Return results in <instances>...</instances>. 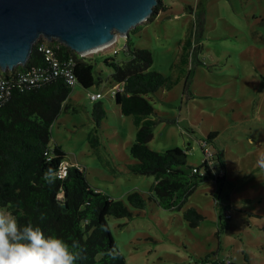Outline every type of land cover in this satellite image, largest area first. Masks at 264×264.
<instances>
[{"label": "rangeland", "instance_id": "374dc122", "mask_svg": "<svg viewBox=\"0 0 264 264\" xmlns=\"http://www.w3.org/2000/svg\"><path fill=\"white\" fill-rule=\"evenodd\" d=\"M162 2L165 10L129 29L133 45L149 49L150 68L178 75L171 88L148 94L157 111L147 145L155 150L189 145L187 163L200 165V141L216 131L206 146L218 151L216 170L223 167L225 178L202 180L179 207L164 208L149 197L153 175L127 169L136 125L132 114L119 111L110 93L111 67L104 62L127 58V38L119 33L109 45L84 54L101 81L72 86L69 107L50 124V144L83 168L93 188L125 202L132 189L145 197L143 208L128 206L131 216H106L125 264H210L225 256L242 263L244 254L252 264H264V0ZM192 33L189 62L180 71L174 63L181 42ZM94 91L102 93L96 100L105 110L98 126L91 118L96 100L88 96ZM190 205L204 215L195 226L182 215Z\"/></svg>", "mask_w": 264, "mask_h": 264}, {"label": "trees", "instance_id": "16d2710c", "mask_svg": "<svg viewBox=\"0 0 264 264\" xmlns=\"http://www.w3.org/2000/svg\"><path fill=\"white\" fill-rule=\"evenodd\" d=\"M165 8L162 0H157L149 17ZM126 38L123 50L127 58L117 61L113 57H105L104 62L111 67L109 81L120 86L112 94L119 111L132 114L136 125L135 137L129 147L133 161L127 163V169L153 175L154 181L149 188L153 194L150 193L149 197L164 208L179 207L198 182L212 179L213 167H209L204 158L200 165L187 163L189 145L184 149L179 146L163 150L148 147L147 141L152 136L155 123L152 116L157 111L148 94L171 88L178 75H165L150 68L152 56L149 49L134 46L129 34ZM193 45L192 33V37L187 36L181 42L178 63L174 64L187 65ZM60 54L74 58L77 82L82 86L89 87L101 81L100 75L94 77L93 61L85 55L64 44H61ZM43 62L44 57L37 48L36 40L26 63L14 68ZM188 76L189 69L184 82ZM71 88L62 76L56 75L24 90H14L11 97L0 105V212L13 215L20 225L30 222L39 226L45 236L52 235L69 244L77 242L83 250V258L76 264H125L124 256L116 248L108 230L106 216H131L128 206L143 208L145 197L132 189L126 192L125 202L93 188L77 163L69 165L64 177L55 175L60 161L67 157L61 147L50 144V124L62 108L69 107ZM104 114L102 102L96 100L91 109L95 125L100 124ZM215 135L216 131H208L206 140ZM218 159L217 151H213L211 160L215 163ZM216 164L221 165L219 162ZM193 166L197 171L191 170ZM182 215L192 226L198 225L204 218L193 205L186 207ZM221 216L219 214V218ZM244 259L246 261L242 263L231 258L225 262L217 257L209 262L252 264L246 254ZM204 260L208 261V258Z\"/></svg>", "mask_w": 264, "mask_h": 264}, {"label": "water", "instance_id": "95a60500", "mask_svg": "<svg viewBox=\"0 0 264 264\" xmlns=\"http://www.w3.org/2000/svg\"><path fill=\"white\" fill-rule=\"evenodd\" d=\"M157 0H0V69L24 65L39 37L77 53L110 43L146 19ZM88 51V52H89Z\"/></svg>", "mask_w": 264, "mask_h": 264}, {"label": "built area", "instance_id": "2783aa9c", "mask_svg": "<svg viewBox=\"0 0 264 264\" xmlns=\"http://www.w3.org/2000/svg\"><path fill=\"white\" fill-rule=\"evenodd\" d=\"M61 44L63 43L57 39L47 40L44 37H39L37 39V48L42 52L44 57V62L42 64L29 65L23 68L13 67L12 69L8 70V73H5V71L3 72V70L0 69V105H2L11 97L14 90H24L31 85H35L42 81H47L51 77L56 75L62 76L65 82L72 87L77 82L76 74L74 71L75 60L70 55L65 56L60 54ZM97 50L98 49L94 51ZM79 54L84 55L85 53ZM119 88V84L115 83L111 87L110 93H115V91ZM88 96L89 99L96 100L97 98L102 96V93L100 91H94L90 92ZM206 143L207 140H201L200 147L204 154V159H206L207 161V164L209 165V167H213L212 179L216 181L217 179L222 178L225 172L223 167H218L216 170V166H214L215 163H213V161L211 160L213 151L206 146ZM47 154V158H49L50 155L49 153ZM71 164L72 162L69 160V158H63L56 169V177H64L67 174L69 165ZM191 170L197 171L196 166H193ZM225 212L226 217H228L229 212ZM222 259L225 262L230 261L229 256H225Z\"/></svg>", "mask_w": 264, "mask_h": 264}, {"label": "clouds", "instance_id": "9594fccd", "mask_svg": "<svg viewBox=\"0 0 264 264\" xmlns=\"http://www.w3.org/2000/svg\"><path fill=\"white\" fill-rule=\"evenodd\" d=\"M260 163L264 167V160ZM82 251L75 241L45 236L39 226L20 225L13 215L0 212V264H76Z\"/></svg>", "mask_w": 264, "mask_h": 264}, {"label": "bare ground", "instance_id": "6f19581e", "mask_svg": "<svg viewBox=\"0 0 264 264\" xmlns=\"http://www.w3.org/2000/svg\"><path fill=\"white\" fill-rule=\"evenodd\" d=\"M110 43H111V42H110ZM110 43L99 44V45H97V46L91 48L90 50L94 51V50L99 49V48H101V47L107 46V45H109ZM88 51H89V50H88ZM88 51H87V52H88ZM89 52H91V51H89Z\"/></svg>", "mask_w": 264, "mask_h": 264}, {"label": "crops", "instance_id": "0c3cea01", "mask_svg": "<svg viewBox=\"0 0 264 264\" xmlns=\"http://www.w3.org/2000/svg\"><path fill=\"white\" fill-rule=\"evenodd\" d=\"M100 97H101V96H100ZM100 97H99V98H100ZM97 99H98V98H97ZM212 138H213V137H212ZM212 138H211V139H212ZM216 151H217V150H216ZM217 153H218V151H217ZM218 158L220 159L219 153H218ZM219 159H218V162L220 161ZM219 163L221 164V162H219ZM215 164H216V163H215ZM216 165H218V164H216ZM224 178H225V177H223L222 179H224Z\"/></svg>", "mask_w": 264, "mask_h": 264}]
</instances>
